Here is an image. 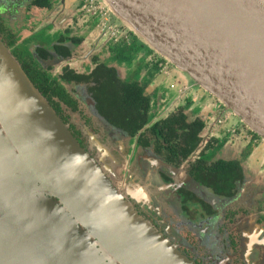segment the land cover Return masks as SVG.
<instances>
[{"label":"water","instance_id":"95a60500","mask_svg":"<svg viewBox=\"0 0 264 264\" xmlns=\"http://www.w3.org/2000/svg\"><path fill=\"white\" fill-rule=\"evenodd\" d=\"M101 1L264 141V0ZM57 208L121 264H193L122 199L0 39V264H56L41 242Z\"/></svg>","mask_w":264,"mask_h":264},{"label":"flooded vegetation","instance_id":"af4514ba","mask_svg":"<svg viewBox=\"0 0 264 264\" xmlns=\"http://www.w3.org/2000/svg\"><path fill=\"white\" fill-rule=\"evenodd\" d=\"M43 1L0 0V39L21 66L24 61L37 63L58 81L65 70L89 77L60 81L69 102L54 97L50 105L122 199L194 264H264V186L260 184L264 176L247 169L253 146L247 145L230 160H208L205 155L212 146L213 127L230 119L227 109L222 105L223 111L188 158L159 151L151 129L160 120L182 112L188 122L204 123L199 117L189 121L188 103L167 109L164 94L149 89L156 77H169L173 67L143 47L136 34L111 14L104 20L98 0H48L49 6H39ZM47 29L59 35L50 42H30ZM120 47L127 50L123 56L113 51ZM126 64L129 71L124 73L121 68ZM100 65L115 69L122 80L148 82L151 120L138 134L113 126L101 113L102 105L91 92L96 87L93 73ZM166 65L168 75L162 73ZM181 86L179 93L187 90ZM226 129L231 135L239 134L235 126ZM222 160L238 162L242 177L229 180L226 186L199 178L200 169L208 170ZM42 202L20 201L35 206ZM54 202L60 204L57 198ZM76 228L69 242L50 233L41 242L43 250L50 254L56 248L64 250L69 264H121L96 235L80 223Z\"/></svg>","mask_w":264,"mask_h":264},{"label":"trees","instance_id":"16d2710c","mask_svg":"<svg viewBox=\"0 0 264 264\" xmlns=\"http://www.w3.org/2000/svg\"><path fill=\"white\" fill-rule=\"evenodd\" d=\"M49 4L48 0H44L39 6L44 7ZM137 40L142 43L143 47L150 49L138 36ZM113 51L118 52L119 56H123L127 52L122 47L119 50L113 49ZM21 67L32 84L52 105L55 102L54 97L69 102V96L60 81L89 80V77L65 70L64 76L58 81L48 71H44L38 67L37 63L34 64L31 61H24ZM93 75L96 87L91 88V92L98 103L102 105L101 113L113 126L132 135L138 134L151 120L152 104L146 91L148 82L122 80L117 76L115 69L105 65L98 66ZM203 128L204 123L201 120L188 122L187 116L179 112L157 122L152 127L151 134L155 138L157 137L156 144L159 151L166 149L168 153L178 154L182 156V159H186L198 147ZM147 143L148 141H146ZM200 170L199 178L212 179L221 183V186H226L229 180L242 177L241 166L234 161L222 160L214 163L208 170Z\"/></svg>","mask_w":264,"mask_h":264},{"label":"crops","instance_id":"0c3cea01","mask_svg":"<svg viewBox=\"0 0 264 264\" xmlns=\"http://www.w3.org/2000/svg\"><path fill=\"white\" fill-rule=\"evenodd\" d=\"M136 63L137 61L135 60L133 64ZM128 67V64L124 65V69L121 68V71L124 73L126 69L129 71ZM171 84H175L176 88L171 89ZM181 85H185L187 90L179 93ZM149 89L164 94L167 109L173 107V105L184 106L188 103L190 105L188 108V114L190 116L189 121H193L194 118L198 117L204 121V130L200 133V136L211 129L213 119L219 117L220 113L223 111L222 105L214 96L198 87L184 73L176 68L172 69L170 76L167 78H165V76L156 77ZM227 113L231 116L226 125L213 127L214 137L212 139V146L205 154L206 158L208 160L217 158L227 160L234 159L250 144L253 146V150L247 161V169L249 171L250 168L253 172L262 173L264 176V141L260 137H252L253 134L250 132L251 130L248 129L238 117L233 115L230 111ZM227 126L237 127L239 129V134L231 135V133L227 132ZM247 130H250L249 133ZM261 183L264 186V181H260V184ZM256 184L258 185L259 182H256ZM36 249L37 248L34 250ZM38 250L41 251L39 248ZM42 252L43 254L49 253L48 251Z\"/></svg>","mask_w":264,"mask_h":264},{"label":"rangeland","instance_id":"374dc122","mask_svg":"<svg viewBox=\"0 0 264 264\" xmlns=\"http://www.w3.org/2000/svg\"><path fill=\"white\" fill-rule=\"evenodd\" d=\"M54 29V28H53ZM59 35V33H57L55 30L52 31H49L48 29L45 30V31H42V32H39L38 34H36L31 40L30 42H39L41 41L42 39L43 40H47L48 42L54 40L57 36ZM29 43H27L28 45ZM171 67L175 68L172 64H170ZM187 76V75H186ZM188 77V76H187ZM232 113V112H231ZM100 168V167H99ZM108 179V178H107ZM43 201V200H42ZM59 206V205H58ZM60 209H62L60 206H59ZM53 214H54V219H55V222L57 224L56 226V231H55V234L57 237L59 238H63V239H67L69 242V239H73L71 237H73L75 234L74 232L76 231L75 228L73 227H65V224L64 222H68L71 224V222L69 221V218L66 217L65 215H62L61 217L59 216V214H61V212L59 211V209H54L53 211ZM55 212H57V219L55 218ZM64 219V220H63ZM146 221V220H145ZM72 225V224H71ZM71 236V237H70ZM73 245H76V246H80V244H73ZM172 248L176 249L175 247L172 246ZM177 250V249H176ZM178 251V250H177ZM55 254H57V262L56 264H59L60 261H63L65 264H69L70 261H69V255H66L67 253H65L64 250H59L58 248L55 249ZM184 257V256H183ZM186 258V257H184ZM187 259V258H186ZM188 260V259H187ZM190 261V260H188ZM191 262V261H190ZM193 263V262H192ZM194 264V263H193Z\"/></svg>","mask_w":264,"mask_h":264},{"label":"built area","instance_id":"2783aa9c","mask_svg":"<svg viewBox=\"0 0 264 264\" xmlns=\"http://www.w3.org/2000/svg\"><path fill=\"white\" fill-rule=\"evenodd\" d=\"M91 2L93 3V0ZM98 3H99V5L101 6V9H102V10H100V12H103L102 13L103 18H104V20H106V18L108 17L109 14H111V12L108 9V7L101 0H98ZM162 71H163L162 72L163 74L168 75L169 74V67H168V65L164 66L163 69H162Z\"/></svg>","mask_w":264,"mask_h":264}]
</instances>
